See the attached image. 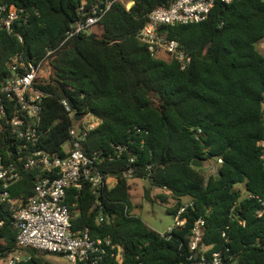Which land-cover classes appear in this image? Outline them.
Returning a JSON list of instances; mask_svg holds the SVG:
<instances>
[{"label": "trees", "instance_id": "obj_1", "mask_svg": "<svg viewBox=\"0 0 264 264\" xmlns=\"http://www.w3.org/2000/svg\"><path fill=\"white\" fill-rule=\"evenodd\" d=\"M8 1L26 4L30 15L11 33L0 29V88L19 55L44 59L35 79L46 93L37 147L52 157L66 156L64 144L75 117L63 99L72 101L75 112L97 118L84 149L89 156L97 154L105 183L67 190L74 233L89 228L92 237L122 244L120 264H192V227L202 218L201 244L209 247V257L220 251L222 264H264V205L259 201H264L259 144L264 140V53L257 48L264 38V0H217L201 22L160 25L157 31L179 41L189 55L186 68L165 51L160 52L164 57L152 53L138 35L155 7L176 0H107L111 6L92 38L86 33L67 38V32L103 0ZM16 147L0 117V158ZM216 157L223 159L216 173L206 175L204 166L192 165L194 159L206 164ZM19 164L21 177L11 191L23 206L34 194L38 174L47 172ZM134 176L162 189L155 197L170 204L173 215L189 196L185 223L162 235L134 214L129 184ZM239 183L244 187L235 188ZM144 195L153 201L148 188ZM1 207L0 264L15 251L24 256L17 264H49L47 251L17 245V230Z\"/></svg>", "mask_w": 264, "mask_h": 264}, {"label": "built area", "instance_id": "obj_2", "mask_svg": "<svg viewBox=\"0 0 264 264\" xmlns=\"http://www.w3.org/2000/svg\"><path fill=\"white\" fill-rule=\"evenodd\" d=\"M217 0H176L170 6L155 7L147 24L138 35L147 42L149 50L156 54L165 51L178 60L182 68L190 63L189 55L181 49L179 41L160 34V25H175L198 23L205 20ZM231 3L234 0H220ZM111 1L105 3L104 9L93 6L92 13L86 18L78 19L73 28L67 32V38L76 33L92 31L99 19L111 6ZM133 1L127 3V9ZM81 9H84L83 7ZM84 14V12H82ZM30 8L20 1L0 0V29L11 33L16 26L26 24ZM52 50H49V53ZM44 59H25L19 55L11 65L12 75L0 88V117H5L8 129L17 141L16 149L10 148L8 156L0 158V205L2 213H6L17 230L16 243L19 247H33L42 251L56 253L66 258L70 264H120L125 256V247L110 238L92 237L89 228L77 235L73 231L72 215L67 203V190L71 186L82 187L85 182L93 188L105 183L104 174L95 164L97 154L89 156L84 149V141L88 133L95 128L97 121L81 122L83 117L94 115L88 113L77 118L71 109L68 99L62 103L74 124L69 129V148L66 156L52 157L51 154L38 148L45 91L40 89L35 79L43 72ZM95 117V116H94ZM259 144L264 148V140ZM122 150V147H120ZM17 155V158L15 156ZM135 157L131 158L134 161ZM222 158L216 157V164L206 173H216ZM39 167L41 171L36 178L34 194L29 201L19 206L11 188L20 179L21 170ZM132 171V170H130ZM107 182V180H106ZM247 197H254L248 193ZM264 205V201L259 198ZM191 201L186 202L175 213V223L170 225L166 233L183 225L186 218L182 217ZM234 210V207L232 208ZM104 217L101 216L100 220ZM0 224L3 221L0 219ZM205 220L197 219L192 227L190 238V259L192 264H222L221 252L214 251L209 257L205 252L209 249L201 244L204 234ZM24 258L21 251L8 254L4 264H17Z\"/></svg>", "mask_w": 264, "mask_h": 264}, {"label": "rangeland", "instance_id": "obj_3", "mask_svg": "<svg viewBox=\"0 0 264 264\" xmlns=\"http://www.w3.org/2000/svg\"><path fill=\"white\" fill-rule=\"evenodd\" d=\"M94 31H100V28L95 26ZM89 33H92L89 32ZM88 33V34H89ZM257 48L264 53V38L257 42ZM159 56L164 57L163 53H160ZM88 121H97L96 117L85 116L81 120L83 123ZM64 148H69V142L64 144ZM216 164L214 159L207 161L206 164L203 163L204 171L207 173L209 168L213 167ZM111 181V179H109ZM130 184V198L132 202V211L134 214L139 216L148 226L155 229L160 233L167 231L170 225L175 223V218L172 213L168 211V206L170 204L162 203L155 195L158 192H161L162 189L158 187H152L150 181L147 177H129ZM244 183H239L235 185V188H243ZM148 188L151 192V195L154 197L153 201L147 198L144 195L145 189ZM185 202L191 201L189 196L184 197ZM45 259L49 264H70L68 260L56 253L45 252Z\"/></svg>", "mask_w": 264, "mask_h": 264}, {"label": "water", "instance_id": "obj_4", "mask_svg": "<svg viewBox=\"0 0 264 264\" xmlns=\"http://www.w3.org/2000/svg\"><path fill=\"white\" fill-rule=\"evenodd\" d=\"M106 1L107 0H103V2H102V5H101V7L104 9V7H105V3H106ZM96 36V33H89V35H88V37L89 38H92V37H95ZM140 38H142V36H139ZM158 96H159V94H157ZM69 103L71 104V106H72V101H70L69 100ZM77 118H79V117H81V116H83V113H80V112H76V115H75ZM192 165L193 166H196V167H202L203 166V162L202 161H200L199 163H198V161H197V159H194L193 160V162H192Z\"/></svg>", "mask_w": 264, "mask_h": 264}]
</instances>
